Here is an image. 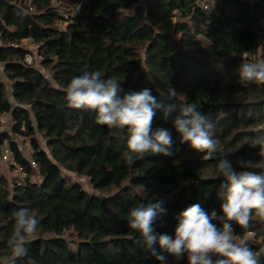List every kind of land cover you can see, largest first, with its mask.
<instances>
[{"label":"trees","instance_id":"16d2710c","mask_svg":"<svg viewBox=\"0 0 264 264\" xmlns=\"http://www.w3.org/2000/svg\"><path fill=\"white\" fill-rule=\"evenodd\" d=\"M22 1L0 0V115L12 114L13 133L30 140L38 170L0 133V152L7 139L11 167L26 174L19 183L0 167V264H162L137 242L130 211L161 202L165 212L153 227L174 237L179 213L194 203L222 214L216 164L225 154L238 171V159H261L245 138L264 130V84L241 82L238 69L264 59V0H206L208 9L202 0H60L63 12L52 0H33L32 11ZM24 41L36 50H24ZM28 53L43 62L28 64ZM97 70L122 82L124 92L148 88L158 102L175 106L167 120L158 110L152 124L153 131L171 132L172 156L146 154L128 163L126 130L68 107L71 79ZM169 85L175 98H168ZM191 104L215 124L212 159L182 144L174 128L175 115ZM253 171L264 175V167ZM69 172L87 176L93 192ZM21 208L39 224L27 254L13 260L8 239ZM233 228L236 237L254 234V250L264 248V221L255 211L247 228ZM167 264L187 261L169 257Z\"/></svg>","mask_w":264,"mask_h":264},{"label":"clouds","instance_id":"9594fccd","mask_svg":"<svg viewBox=\"0 0 264 264\" xmlns=\"http://www.w3.org/2000/svg\"><path fill=\"white\" fill-rule=\"evenodd\" d=\"M238 76L241 82L264 84V59L240 65ZM121 83L115 78H103L99 70L84 72L73 77L66 88L68 107L94 112L98 125L126 130L122 158L128 163L143 159L146 154L172 156L171 132L164 128L153 131L152 124L158 110L167 120L176 112L175 106L158 102L148 88L124 92ZM167 91L169 99L175 98L177 92L171 85ZM173 125L180 142L187 143L196 153H204L203 159H212L217 153L219 141L213 138L215 124L196 104L180 108ZM255 131L261 134L246 137L245 143L258 149L260 160L238 159V171L225 154L216 164V178H223L221 187L225 189L220 206L222 214L215 210L208 213L200 203H194L179 213L173 237L156 233L153 227L158 214L165 212L161 202L142 203L130 211L128 226L139 233L141 240L137 242L142 243L150 257L162 264H167L169 257L174 262L186 258L187 264H259L264 248L254 250L234 235L233 228V223L247 228L253 211L264 221V175L253 171L264 167V130ZM13 216L15 224L8 246L15 260L27 254L26 245L37 232L39 220L27 208L16 210ZM213 221H218L219 226Z\"/></svg>","mask_w":264,"mask_h":264},{"label":"built area","instance_id":"2783aa9c","mask_svg":"<svg viewBox=\"0 0 264 264\" xmlns=\"http://www.w3.org/2000/svg\"><path fill=\"white\" fill-rule=\"evenodd\" d=\"M33 0H23V5H25V9L28 11H32L34 10V7L31 6ZM208 1V0H207ZM53 4L58 7V9L63 12V8L60 7V0H52ZM204 7L206 9L209 8V4L205 3ZM24 50H34L33 47H35L36 50V46L35 45H31L28 41H24L23 44L20 45ZM262 59V58H260ZM26 61L28 64H33L34 61L36 65H40L43 62V56L36 54V55H32L31 53H28L26 56ZM2 69H4V67H2ZM14 120L12 117V114H1L0 115V132H7L9 135L12 134V130H13V126H14ZM12 159H13V151L9 146H4V150H3V154H2V158L0 159V164H2L1 168L4 166L9 167L10 164H12ZM31 164V167L34 168L35 170H38V166L36 161L32 157L27 158ZM12 170V174L13 176H15V178H17V180H19L21 183V180L26 176L23 168L19 165H16L14 168H11ZM17 174V176L15 174ZM84 180L85 182L83 183H87L89 181V178L87 176H80L79 177V181ZM252 234V233H249ZM248 234V235H249ZM244 237H237L238 239L244 240L246 241L249 246H251V243L247 240V236ZM9 264H13V261H10Z\"/></svg>","mask_w":264,"mask_h":264},{"label":"rangeland","instance_id":"374dc122","mask_svg":"<svg viewBox=\"0 0 264 264\" xmlns=\"http://www.w3.org/2000/svg\"><path fill=\"white\" fill-rule=\"evenodd\" d=\"M205 1L206 0H202V2L203 3H205ZM251 2H254L255 0H250ZM263 25H264V23H263ZM33 49L35 50V47H33ZM2 65L0 64V71L3 73L4 72V69H2ZM4 80H5V83H6V86H7V92H8V96H9V98H11V100H12V97L10 96L11 95V92H12V90H11V83L8 81V80H6V78H4ZM0 133H4V132H0ZM8 134V133H7ZM9 135V134H8ZM11 138H13L12 140L13 141H15V142H17L18 143V145L20 146V148H21V150L23 151V153H24V156L26 157V158H30V157H32V155H33V149H32V146H31V143H30V140L29 139H27V138H25L24 136L22 137V136H20V135H15L14 133H13V131H12V134L11 135H9ZM9 139V138H8ZM44 144V143H43ZM2 145L3 146H9L8 145V141H7V139H3V141H2ZM2 154H3V149H2V151L0 152V159L2 158ZM2 166V164H0V167ZM12 167H11V164L9 165V167H8V165L7 166H4V167H2V169H3V171H5L6 172V174L8 175L9 173L10 174H12V169H11ZM0 170H1V168H0ZM65 172H68V171H66V170H64ZM15 174V173H14ZM69 174L72 176V178L73 179H77L78 181H79V176H77V175H75L74 173H72V172H69ZM13 175V174H12ZM16 176H17V174H15ZM14 178H15V176H13ZM12 178V177H11ZM16 180H17V178H15ZM34 180V179H33ZM81 181H82V183L83 182H85L84 180H82L81 179ZM72 182V181H71ZM83 184H85V186L87 187V189H89V191H92L93 192V186L92 185H90L89 184V181H88V183H83ZM66 236L69 238V240L71 241V239H70V235H68V234H66ZM247 240L250 242V243H252L255 239H254V234H249L248 236H247ZM10 263V262H9Z\"/></svg>","mask_w":264,"mask_h":264},{"label":"crops","instance_id":"0c3cea01","mask_svg":"<svg viewBox=\"0 0 264 264\" xmlns=\"http://www.w3.org/2000/svg\"><path fill=\"white\" fill-rule=\"evenodd\" d=\"M249 1H250V0H249ZM250 2H251V1H250ZM251 3H253V2H251ZM2 172H3L4 174H6V172H5V171H3V169H2ZM6 175H7V174H6ZM7 177H8V178H11V177H12V178H14V177H13V175H12V174H10V173L7 175Z\"/></svg>","mask_w":264,"mask_h":264}]
</instances>
